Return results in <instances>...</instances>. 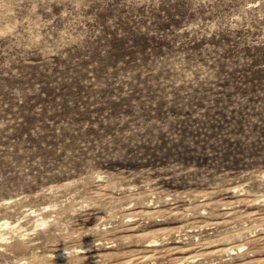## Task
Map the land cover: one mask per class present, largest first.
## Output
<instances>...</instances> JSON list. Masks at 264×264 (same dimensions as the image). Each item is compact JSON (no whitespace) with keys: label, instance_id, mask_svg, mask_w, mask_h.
I'll return each mask as SVG.
<instances>
[{"label":"rangeland","instance_id":"1","mask_svg":"<svg viewBox=\"0 0 264 264\" xmlns=\"http://www.w3.org/2000/svg\"><path fill=\"white\" fill-rule=\"evenodd\" d=\"M0 264H264V0H0Z\"/></svg>","mask_w":264,"mask_h":264}]
</instances>
